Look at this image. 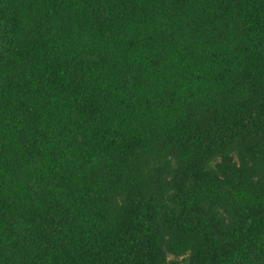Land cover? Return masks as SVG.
<instances>
[{
    "label": "trees",
    "instance_id": "16d2710c",
    "mask_svg": "<svg viewBox=\"0 0 264 264\" xmlns=\"http://www.w3.org/2000/svg\"><path fill=\"white\" fill-rule=\"evenodd\" d=\"M0 264H264V0H0Z\"/></svg>",
    "mask_w": 264,
    "mask_h": 264
}]
</instances>
